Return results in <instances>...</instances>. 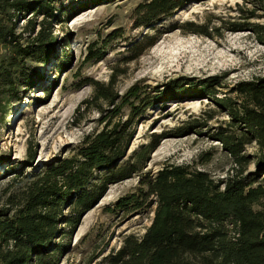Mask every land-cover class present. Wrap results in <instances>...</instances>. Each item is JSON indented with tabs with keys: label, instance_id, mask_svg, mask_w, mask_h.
<instances>
[{
	"label": "trees",
	"instance_id": "obj_1",
	"mask_svg": "<svg viewBox=\"0 0 264 264\" xmlns=\"http://www.w3.org/2000/svg\"><path fill=\"white\" fill-rule=\"evenodd\" d=\"M55 1L0 0V123L40 79L36 66L55 54ZM187 1L142 0L137 4L134 25L147 32L131 45L130 60L152 47L165 32L149 30L172 17ZM243 2L250 6L239 5L244 21L221 20L220 25L188 21L171 30L205 36H212V29L251 30L264 43V22L247 21L256 18L257 12L264 14V0ZM77 7H64L62 13ZM29 11L41 14V19L26 18ZM20 19H26L21 28ZM95 57L100 61L102 54ZM68 59L64 51L60 70ZM115 78V74L107 82L86 78L93 96L76 110L96 104L101 127L85 133L70 155L52 158L28 174L29 182L12 213L10 207L0 208V264H67L61 258L67 247L65 239L71 238L82 214L111 185L135 175H140L138 185L106 209L122 217L151 209L153 216L142 234L124 235L102 264H264V75L239 80L223 97L217 96L222 86L219 76H179L161 88L135 82L123 94L117 92ZM189 94L205 96L215 106L201 113L203 119H193L173 134L181 135L188 128L201 133L208 120L223 112L229 119L208 136L219 140L232 157L235 173L214 178L190 164H167L153 173L144 172L152 152L169 136L167 132L151 133L147 142L128 153L139 118L148 109ZM252 145L255 150L249 153L247 147ZM35 157L36 150H30L27 165ZM250 164L254 171L247 172Z\"/></svg>",
	"mask_w": 264,
	"mask_h": 264
},
{
	"label": "rangeland",
	"instance_id": "obj_2",
	"mask_svg": "<svg viewBox=\"0 0 264 264\" xmlns=\"http://www.w3.org/2000/svg\"><path fill=\"white\" fill-rule=\"evenodd\" d=\"M141 1L92 0L85 6L81 5L86 0L55 1L58 13L52 29L57 39L55 54L48 62L36 66L41 72L40 79L26 90L22 100L13 105L0 123L3 172L0 208L10 207L12 213L19 203L18 196L29 182L28 174L52 158L70 155L85 133L101 127L96 104L76 111L83 100L93 96V87L86 83V78L107 82L115 74V88L123 94L135 82L161 88L179 76L194 79L219 76L222 86L218 87L217 96L223 97L239 80L264 75V43L251 30L212 29V36L183 33L179 28L171 30L172 26L188 21L210 25H220L221 20L244 21L239 5L250 6L244 5L243 0L187 1L172 17L149 30L150 33L165 32L152 47L130 60L131 45L147 32L134 25L135 8ZM71 5L79 7L62 13L64 7ZM29 17L39 20L42 15L29 11L26 18ZM255 17L247 21L264 22L262 12H257ZM25 22L26 19H20L19 28ZM64 51L69 61L60 70L58 63ZM100 54L102 59L96 61L95 55ZM214 106L207 97L194 94L155 104L139 118L128 153L147 142L151 133L167 132L169 136L152 152L144 172L153 173L167 164H190L208 171L214 178L235 173L237 166L232 157L219 140L208 136L217 125L229 119L223 112L208 120L201 133L194 132L196 128H188L181 135L173 134L193 119H203L199 117L201 113ZM103 107L108 106L103 104ZM30 150H36V157L29 166ZM254 150V145L247 147L249 153ZM12 166L18 167L11 169ZM251 171H254L253 164L247 167V172ZM139 179L140 175H135L111 185L105 196L82 214L71 238L65 239L67 247L61 256L62 263L102 264L104 256L120 245L124 235L144 232L153 216L151 209L126 217L106 209L133 190Z\"/></svg>",
	"mask_w": 264,
	"mask_h": 264
}]
</instances>
